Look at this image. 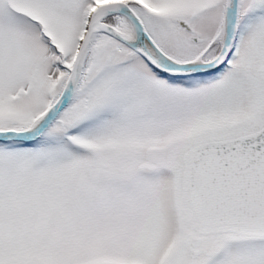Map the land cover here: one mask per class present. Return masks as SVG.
<instances>
[{
    "label": "snow or ice",
    "instance_id": "obj_1",
    "mask_svg": "<svg viewBox=\"0 0 264 264\" xmlns=\"http://www.w3.org/2000/svg\"><path fill=\"white\" fill-rule=\"evenodd\" d=\"M0 264H264V0H0Z\"/></svg>",
    "mask_w": 264,
    "mask_h": 264
}]
</instances>
